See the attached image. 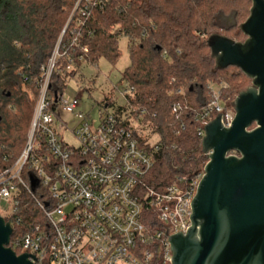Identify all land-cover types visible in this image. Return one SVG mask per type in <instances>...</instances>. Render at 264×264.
<instances>
[{
	"label": "built area",
	"instance_id": "2783aa9c",
	"mask_svg": "<svg viewBox=\"0 0 264 264\" xmlns=\"http://www.w3.org/2000/svg\"><path fill=\"white\" fill-rule=\"evenodd\" d=\"M113 1L76 0L49 61L40 67L26 144L0 170V215L11 223L12 236L17 229L10 246L35 255L36 260L29 255L33 264H172L169 236L191 226V204L204 172L191 180L178 177L164 188L151 185L162 145L148 139L141 144L129 123L148 113L128 103L133 86L122 81L117 87L129 106L125 117L123 109L106 110L105 102L99 117L89 119L78 109L80 92L67 91L74 77L62 92L50 91L54 73L91 64L84 32L94 12ZM225 86L210 83V100L195 112L202 139L205 125L219 113L225 127L235 117L233 103L222 98Z\"/></svg>",
	"mask_w": 264,
	"mask_h": 264
},
{
	"label": "trees",
	"instance_id": "16d2710c",
	"mask_svg": "<svg viewBox=\"0 0 264 264\" xmlns=\"http://www.w3.org/2000/svg\"><path fill=\"white\" fill-rule=\"evenodd\" d=\"M75 2L0 0V170L11 165L26 144L39 97L40 67L49 61ZM235 2L242 7H232ZM242 2L114 0L105 10L95 11L88 23L84 42L90 46L92 65L98 66L102 57L113 63L119 59L120 33L130 40L131 63L123 81L135 92L128 103L147 109L142 122L151 126L162 145L148 178L155 188L204 172L208 156L202 152L195 112L212 96L208 85L225 83L221 94L230 105L251 80L235 66L216 69L207 44L213 33L237 36L248 12ZM229 67L237 72H229ZM74 75L65 69L54 73L51 93L62 92ZM139 139L144 144L147 138ZM16 234L17 229L11 241Z\"/></svg>",
	"mask_w": 264,
	"mask_h": 264
},
{
	"label": "water",
	"instance_id": "95a60500",
	"mask_svg": "<svg viewBox=\"0 0 264 264\" xmlns=\"http://www.w3.org/2000/svg\"><path fill=\"white\" fill-rule=\"evenodd\" d=\"M251 2L240 25L244 41L220 33L207 39L215 68L238 67L252 85L236 96L230 126L221 113L205 125L208 162L190 228L169 236L172 264H264V0ZM12 234L0 215V264H33L29 257L35 255L10 246Z\"/></svg>",
	"mask_w": 264,
	"mask_h": 264
},
{
	"label": "rangeland",
	"instance_id": "374dc122",
	"mask_svg": "<svg viewBox=\"0 0 264 264\" xmlns=\"http://www.w3.org/2000/svg\"><path fill=\"white\" fill-rule=\"evenodd\" d=\"M242 3L244 8L248 11L246 13L248 18L252 2L251 0H243ZM232 7L237 9L241 8L242 5H239V2H235L232 4ZM235 32L237 33V36H233L235 40L244 41L247 38L241 31L240 26L237 27ZM119 46L121 55L115 63L102 57L99 59L98 66L84 63L75 71L74 79L79 83L78 88L81 95L78 109L87 114L89 119L99 117V112L105 102H109V105L105 107L109 112L121 114V109H123L125 112L123 117H125L126 112H128L129 106L126 99L121 97L117 91V87L122 85L123 71L131 63L130 40L128 37H120ZM236 70L235 67L228 68L229 72H237ZM251 85L252 80H249L247 82V87ZM129 123L131 127L137 131L139 137L147 136L150 143H154L158 140V135L152 131L148 123L136 119L135 116L130 119ZM67 140L71 143H75L72 136H68Z\"/></svg>",
	"mask_w": 264,
	"mask_h": 264
},
{
	"label": "crops",
	"instance_id": "0c3cea01",
	"mask_svg": "<svg viewBox=\"0 0 264 264\" xmlns=\"http://www.w3.org/2000/svg\"><path fill=\"white\" fill-rule=\"evenodd\" d=\"M91 65V64H89ZM78 82H76L75 80H71L70 84H69V87L67 89L68 93L73 95L75 93H77L79 91V88H78ZM68 136H70L69 134L66 135V137L68 138Z\"/></svg>",
	"mask_w": 264,
	"mask_h": 264
}]
</instances>
